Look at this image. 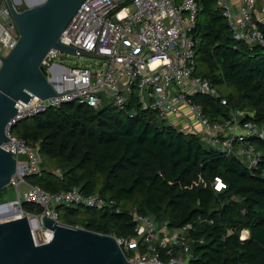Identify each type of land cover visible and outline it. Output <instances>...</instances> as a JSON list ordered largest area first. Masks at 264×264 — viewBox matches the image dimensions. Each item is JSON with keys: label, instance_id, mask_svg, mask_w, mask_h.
Instances as JSON below:
<instances>
[{"label": "trees", "instance_id": "obj_1", "mask_svg": "<svg viewBox=\"0 0 264 264\" xmlns=\"http://www.w3.org/2000/svg\"><path fill=\"white\" fill-rule=\"evenodd\" d=\"M198 2L196 74L227 86L220 91L227 105L202 92L189 100L213 120L239 109L244 119L264 128V46L248 48L236 40L215 0ZM126 107L66 102L14 126L17 136L37 147L42 161L41 172L27 177L30 185L51 192L77 186L81 193H101L115 203L100 210L60 204V221L135 240V209L171 228L205 216L213 223H196L191 231L190 264H264V139L253 135L241 142L253 144L260 154L251 168L241 155L209 146L160 120L154 110L131 117L134 101ZM219 176L226 188L216 191L212 183ZM22 207L41 213L34 202ZM245 230L249 234L241 238ZM159 250L165 263L179 256L177 248L172 256ZM126 254L132 258L133 252Z\"/></svg>", "mask_w": 264, "mask_h": 264}, {"label": "built area", "instance_id": "obj_2", "mask_svg": "<svg viewBox=\"0 0 264 264\" xmlns=\"http://www.w3.org/2000/svg\"><path fill=\"white\" fill-rule=\"evenodd\" d=\"M215 1L236 40L248 48L258 44L264 46V0ZM199 10L198 0H84L81 3L58 39L60 43L74 47L75 52L53 48L42 63L48 78L58 82L54 86L57 95L46 99L34 97L29 103L18 102V114L7 125L10 141L3 143V148L12 151L19 165L10 183L18 195L16 202L19 206L16 208H20L15 217H28L35 244L50 241L53 231L44 227L41 217L45 215L60 220L58 205L100 210L115 204L101 193H81L77 186L51 192L28 183V176L41 172L42 161L37 147L14 133L13 124L63 103L82 102L96 109L104 103H111L126 109L133 100L131 117L139 110L151 109L156 111L160 120L169 121L175 127H181L178 121L185 118L181 130L194 133L217 150L241 155L251 168L257 166L260 154L255 146L241 142L253 135L264 139V128L254 120L244 119L245 112L239 109H234L228 118L213 120L201 105L189 100V95L202 92L220 97L222 104L227 105L226 98L211 80L196 74L199 40L193 36V31L197 27ZM19 38L20 31L12 11L6 0H0V69L3 65L1 57L10 54ZM69 53L78 57L97 56L101 69L94 70L88 62L69 66L64 63L70 59L67 57ZM236 143H239L238 148ZM21 156H25L23 161ZM23 184L26 189L20 192L19 187ZM212 187L220 191L226 188V183L219 176ZM23 202H34L40 206L41 213L26 212ZM6 219L9 218L0 217V220ZM133 222L137 232L135 240L114 235L125 253L133 252L129 258L133 264H167L161 259L159 248L167 249L169 256L177 248L179 256L172 257L170 262L190 264L191 231L196 223L212 224L213 219L203 216L171 228L166 223L158 225L153 216L135 209ZM141 245L146 247L145 251H141Z\"/></svg>", "mask_w": 264, "mask_h": 264}, {"label": "water", "instance_id": "obj_3", "mask_svg": "<svg viewBox=\"0 0 264 264\" xmlns=\"http://www.w3.org/2000/svg\"><path fill=\"white\" fill-rule=\"evenodd\" d=\"M83 1L26 0L23 4L21 0H6L20 38L10 54L1 57L0 190L10 185L19 168L12 151L3 148V143L10 141L7 125L18 114V102L29 103L34 97L46 99L57 95L54 86L58 82L48 78L42 63L53 48L75 52L74 47L58 39ZM17 210L20 212V208ZM13 217L0 220V264H133L114 235L64 224L44 215L42 223L53 235L49 242L37 245L28 217Z\"/></svg>", "mask_w": 264, "mask_h": 264}, {"label": "rangeland", "instance_id": "obj_4", "mask_svg": "<svg viewBox=\"0 0 264 264\" xmlns=\"http://www.w3.org/2000/svg\"><path fill=\"white\" fill-rule=\"evenodd\" d=\"M21 1H22L23 4L26 3V0H21ZM67 57L70 58V59L66 60V62H64V63L69 65V66H77L79 64L88 62V63L92 64L94 70L101 69L100 59L97 56L95 57V56H90V55H80L78 57V56H75V55L69 53L67 55ZM215 87L219 91H224L227 88V86H225V85H216ZM175 120L177 121L178 119L176 118ZM166 122L170 123L169 121H166ZM178 122H180L181 127L178 126V125L176 127L181 130L182 126L184 125L185 122H182V120H180ZM24 159H25V156H21L20 157L21 161H23ZM25 189H26V185H24V184L19 187V191L20 192L25 191ZM17 198H18L17 191L15 189L13 190L11 187H6V190L4 192L0 193V205H5L4 209H6L5 211H1V213L5 214L8 211H12V209H15V207L19 206V204L16 202ZM12 204H14V206ZM1 213H0V217H1ZM3 216H5V215H3ZM10 217H12L11 212L9 214V217L7 216L6 218H10ZM1 218H3V217H1ZM242 235L245 238V237L248 236V232H246V231L243 232L242 231L241 237L243 238Z\"/></svg>", "mask_w": 264, "mask_h": 264}, {"label": "bare ground", "instance_id": "obj_5", "mask_svg": "<svg viewBox=\"0 0 264 264\" xmlns=\"http://www.w3.org/2000/svg\"><path fill=\"white\" fill-rule=\"evenodd\" d=\"M39 1V0H38ZM5 208V206H3V207H0V213H1V211H5L6 209H4ZM4 209V210H3ZM18 210H17V208L15 207V209H12V211H8L7 213H5V214H2L1 213V217H3L4 219L8 216L9 217V214H10V212H11V215L12 214H19L20 212H17ZM8 214V215H7ZM3 215H5V216H3ZM13 217V216H12ZM244 237V236H243Z\"/></svg>", "mask_w": 264, "mask_h": 264}, {"label": "crops", "instance_id": "obj_6", "mask_svg": "<svg viewBox=\"0 0 264 264\" xmlns=\"http://www.w3.org/2000/svg\"><path fill=\"white\" fill-rule=\"evenodd\" d=\"M186 111H187V110H186ZM179 120H182V122H183V121H185V118H183V119H179ZM246 232H248V231H246ZM248 234H249V232H248Z\"/></svg>", "mask_w": 264, "mask_h": 264}]
</instances>
